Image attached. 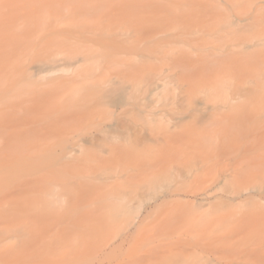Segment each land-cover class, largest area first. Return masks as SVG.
Segmentation results:
<instances>
[{
    "label": "rangeland",
    "instance_id": "rangeland-1",
    "mask_svg": "<svg viewBox=\"0 0 264 264\" xmlns=\"http://www.w3.org/2000/svg\"><path fill=\"white\" fill-rule=\"evenodd\" d=\"M144 1L123 36L120 14L57 22L94 31L27 64L86 78L32 111L17 106L25 52L0 24V264H264V0ZM115 42L135 72L108 70ZM155 151L147 186L135 163Z\"/></svg>",
    "mask_w": 264,
    "mask_h": 264
},
{
    "label": "bare ground",
    "instance_id": "bare-ground-1",
    "mask_svg": "<svg viewBox=\"0 0 264 264\" xmlns=\"http://www.w3.org/2000/svg\"><path fill=\"white\" fill-rule=\"evenodd\" d=\"M155 1L157 0H149V3L155 5L158 3ZM144 2V0H0V24L2 25L0 26H4L3 30L6 28L4 31L0 30V32L2 31L5 33L7 30L6 33L12 35L11 37L8 36L11 38L9 40H13L14 42L11 41L12 43H18V49H21L22 47L21 54L25 52L22 54L25 61L23 63L21 62L14 71L17 70L19 74H23L31 70V80L29 85L33 88L28 91L29 94L27 97L18 101L17 106L23 108L25 111H32L35 102H50L52 97L56 96L60 91L63 92L66 87L79 84L83 79L86 78L85 70H79L76 74L68 78H47L43 74L44 70H40V66H29L27 64V60L29 62L30 58H34L33 54L35 51V54H42L43 51H46V47L48 46H51L53 50L49 51V54H47V61L53 62L62 52L61 49L65 47L67 41L82 40L84 37H86L85 35H88L94 31L91 28H86L84 25L63 26L62 24L59 25L57 22L61 23L62 20L63 22L75 20L81 16L93 17L96 16L97 12L103 13L99 15V18H102L105 21H108L107 19H110L113 16L120 20V18L116 16V14H120L122 17L123 26L118 25L115 30L116 32L113 33V36H123L135 33L136 30L134 31L132 28H130V26H128V23L134 22V18H130V16H132L131 12L139 8H144ZM162 7H164V5H162ZM49 23H51L50 26ZM5 25H11V27L13 25L12 28L16 26L15 28L17 30L15 28L12 30L11 27L8 26L12 31V34ZM16 31H18V33ZM148 33L150 32L148 31ZM1 36H6V34ZM13 37H17L18 39H16L18 41L16 40L15 42V40L12 39ZM30 37L35 38L34 40L32 39L33 44L29 46V44L26 45V42L29 43V40H31L29 39ZM6 39L8 40V38ZM19 41L20 46L22 45L21 47H19ZM102 41L106 44L112 43L106 38L102 39ZM263 41L264 37L262 36L258 39L257 43L261 45ZM21 42H24L25 46L24 44H21ZM67 46L70 47L71 45ZM114 46L116 47V52L111 57V65L108 66V70L113 69V66L117 68L120 64H125V69L127 67L128 70L131 69L135 72L137 67L136 62L126 60L127 57H125V51L121 50L122 48H119L117 42H115ZM230 49L233 50L232 48ZM32 51L34 52L32 55H30ZM170 53L173 54L169 56L168 61L172 62V66H175L177 64V57L174 55L175 52L171 51ZM107 94L108 93L105 92V90L102 91L98 97H94L96 98V102L89 101L88 103H70L66 109V113L61 118L81 117L84 113L90 112L93 109L99 107L103 101V98L107 97ZM236 98V94L234 96L232 95L230 100L225 101V105L223 107L219 106V108L216 109V112H221L224 109L232 106ZM139 104L140 102L138 99L134 100L132 103L133 106H138ZM128 110L129 109L127 107H124L121 112L127 113ZM35 121L38 122L39 120L36 119ZM35 121L31 122V124H35ZM39 122L45 123L46 120H40ZM171 137L172 135H169L168 139H171ZM254 145L255 144L251 142L249 147L248 145L246 147H248L250 150V146L254 148ZM238 148V151H240L241 147ZM161 152L155 151L152 153H146L142 157L138 158L135 163L136 169L138 170L137 175L143 177L147 186H150L154 182L157 175H152V178H150V175L146 173L152 170V167L160 164V154H163ZM246 160L249 161L250 158H247ZM136 227L137 230L142 229L144 227L143 221ZM232 261H234V259H232Z\"/></svg>",
    "mask_w": 264,
    "mask_h": 264
}]
</instances>
